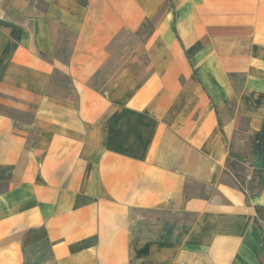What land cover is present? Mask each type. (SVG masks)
<instances>
[{"label": "crops", "instance_id": "crops-1", "mask_svg": "<svg viewBox=\"0 0 264 264\" xmlns=\"http://www.w3.org/2000/svg\"><path fill=\"white\" fill-rule=\"evenodd\" d=\"M262 128L264 0H0V264H264Z\"/></svg>", "mask_w": 264, "mask_h": 264}, {"label": "water", "instance_id": "water-1", "mask_svg": "<svg viewBox=\"0 0 264 264\" xmlns=\"http://www.w3.org/2000/svg\"><path fill=\"white\" fill-rule=\"evenodd\" d=\"M249 160L253 171L264 172V128H262L255 139Z\"/></svg>", "mask_w": 264, "mask_h": 264}, {"label": "trees", "instance_id": "trees-1", "mask_svg": "<svg viewBox=\"0 0 264 264\" xmlns=\"http://www.w3.org/2000/svg\"><path fill=\"white\" fill-rule=\"evenodd\" d=\"M230 158H237L238 160L242 161L243 163H248V159L242 156H238L236 154H233L230 152L229 154ZM229 160H228V164H229ZM256 175L259 177V184L262 185L264 187V172H256ZM261 190H264V188H260Z\"/></svg>", "mask_w": 264, "mask_h": 264}]
</instances>
